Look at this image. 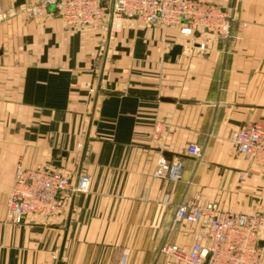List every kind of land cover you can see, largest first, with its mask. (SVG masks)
Segmentation results:
<instances>
[{"label":"crops","instance_id":"1","mask_svg":"<svg viewBox=\"0 0 264 264\" xmlns=\"http://www.w3.org/2000/svg\"><path fill=\"white\" fill-rule=\"evenodd\" d=\"M21 1L41 0L0 8ZM203 35L134 19L105 36L76 34L53 10L0 25V264H183L158 252L193 242L188 224L173 223L181 202L264 212V168L230 141L264 120V27L243 31L237 46L203 45ZM161 158L181 165L179 181L155 177ZM18 162L69 178L64 214L14 222ZM82 176L90 190L75 194ZM260 239L264 248V227Z\"/></svg>","mask_w":264,"mask_h":264},{"label":"built area","instance_id":"2","mask_svg":"<svg viewBox=\"0 0 264 264\" xmlns=\"http://www.w3.org/2000/svg\"><path fill=\"white\" fill-rule=\"evenodd\" d=\"M242 0H233L238 4ZM236 7H226L212 0H41L37 4L22 3L14 9L0 8V25L14 19H31L53 10L64 29L71 33L107 35L117 20L134 19L162 29H177L182 35L213 34L231 38ZM106 40L101 41L105 46ZM231 140L238 154L252 165L264 168V122L250 123L233 132ZM196 160L203 157L200 146H190ZM247 173H242L243 182ZM155 177L163 180L181 179V165L172 166L165 158L158 161ZM91 178L82 176L71 189L75 194L90 190ZM70 180L61 171L43 166L19 168L15 187L8 198L9 214L22 223L28 215L51 219L64 214L66 192ZM170 196L164 197L169 203ZM173 223H186L193 235L189 245L164 243L159 250L176 263L183 264H263L264 251L260 233L264 212L234 214L215 203L203 205L181 202L176 207Z\"/></svg>","mask_w":264,"mask_h":264},{"label":"rangeland","instance_id":"3","mask_svg":"<svg viewBox=\"0 0 264 264\" xmlns=\"http://www.w3.org/2000/svg\"><path fill=\"white\" fill-rule=\"evenodd\" d=\"M212 1H216V0H212ZM220 1L222 2V0H217L216 2L220 3ZM245 1L246 0H242L238 4H234L233 0H232V3L230 5H224V4L220 3L226 7H230V6L236 7V9H235V15H236L235 16V23H234V26L232 28V34H231L230 39H228L226 37H218V36L213 35V34H205V35H203L204 37L200 41V43L203 45H207V44H209L208 40L211 39L213 41L212 43H216V41L217 42L223 41L230 46H237L238 44H240L243 41V36H241L243 31H245L247 29H252V30L258 29L260 31L261 25H263V27H264V20H262V15L264 14V6H262V2H261L262 0H249V5H248L249 10H248V13L246 12V14H245L246 10L244 9L246 7V5L244 6ZM257 122H264V120L263 121H256V122H252V123H257ZM248 124H250V123H248ZM231 137H232V135H231ZM230 141L233 144L231 138H230ZM238 156H242V155L238 154ZM19 168L27 169L24 167V165L21 162H18L16 165V170H15L16 174H17ZM15 181H16V176H15ZM14 187H15V182H14ZM14 187H13V190H14ZM260 241H261V239H260ZM260 246L264 251V248L262 247L261 243H260ZM160 248H159V250H160ZM159 250H158V252H159ZM163 256H166V255H163ZM166 257H168V256H166ZM263 264H264V258H263Z\"/></svg>","mask_w":264,"mask_h":264},{"label":"water","instance_id":"4","mask_svg":"<svg viewBox=\"0 0 264 264\" xmlns=\"http://www.w3.org/2000/svg\"><path fill=\"white\" fill-rule=\"evenodd\" d=\"M20 4H22V1L17 5V7L20 5ZM16 7V8H17ZM181 47L180 46H176L174 49H173V51L171 52V58H172V61H174L175 60V58L177 57V55H179L180 53H181ZM113 95H117V94H113ZM153 99H155L156 100V98H153ZM162 101H169V100H164V99H162Z\"/></svg>","mask_w":264,"mask_h":264}]
</instances>
